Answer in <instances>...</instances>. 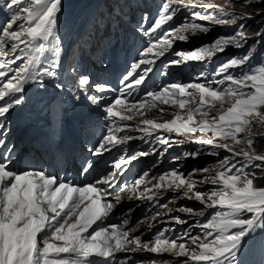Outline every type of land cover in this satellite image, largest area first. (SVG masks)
Here are the masks:
<instances>
[{
  "label": "snow or ice",
  "instance_id": "snow-or-ice-1",
  "mask_svg": "<svg viewBox=\"0 0 264 264\" xmlns=\"http://www.w3.org/2000/svg\"><path fill=\"white\" fill-rule=\"evenodd\" d=\"M252 2L260 0H245V3ZM0 5L7 10V19L0 25L2 118L23 102L26 84L38 78L42 83L43 76L56 77L59 64L55 57L62 51L57 32L62 0H0ZM229 5L231 0H225L224 6L214 5L209 0H164L149 27L141 28L145 36L161 34L149 41L139 53L140 59L122 76L120 94L103 108L110 124L107 134L91 150L94 156L110 152L136 139L128 134L131 131H139L143 133L139 139L145 142L155 139L165 148L171 147V134H176L181 143L206 146L210 149L209 155L220 157L223 150L226 155L211 167L194 168L187 176L172 169L151 180L147 179L148 173H144L126 189L134 192L141 184L154 180L152 188L145 189L150 199H156L153 189L183 190V198L199 202L203 208L181 206L175 211L189 216L207 215L202 222L198 220L189 225V228L200 229V233L193 235L186 229L183 235L169 239L165 237L168 231L165 229L154 240L144 242L139 236L131 235L133 230L126 228L127 219L121 224L101 226L100 222L124 198L119 193L113 196L110 191L113 187L111 174L76 185L35 168L18 172L9 167L13 152L9 146L0 153V264H114L116 254L129 249L169 254L177 260L185 258L183 264H238L237 256L245 239L257 229H264V187L255 185L261 177L251 171L252 168L264 171V154H258L253 147V128L264 127V63L251 65L254 50L250 48L217 65L206 82L201 73L200 82L171 83L157 91H146L143 99H129L146 83L153 66L162 59L163 68L168 69L189 62L203 63L207 58L223 54L229 47H244L248 37L244 25H240L234 35L218 36L211 43L190 51L173 50L177 42L188 43L191 37L206 35L211 31L209 25L227 24L228 20L222 16L248 20L260 15L259 12L228 13L226 7ZM187 8L193 9L191 19L165 27L181 9ZM197 8L204 11H196ZM169 53L173 59H166ZM48 54L53 60L48 67H43ZM56 87L63 89L64 86L57 84ZM90 87L99 94L112 90L107 84L93 85L87 75L78 76L73 90L83 92L94 105H98L103 96L87 95ZM225 104L229 106L225 108ZM161 105L177 109L172 119L162 123L140 119L133 126L132 122L143 117L146 111L155 109L164 115L166 109ZM3 128L0 123V129ZM161 132L168 135L157 134ZM4 135L0 132V148L5 147ZM218 140L224 142L218 143ZM148 154L139 153L140 156ZM200 155L199 149L182 154L184 159H197ZM133 158L121 156L113 166L122 168ZM174 159L179 161L181 157ZM92 168L88 163L82 171L88 173ZM197 174L201 176L199 180L194 178ZM197 184L212 187L200 191ZM161 207L168 208V205ZM209 209L213 211L208 212ZM172 220L188 224L180 216H173Z\"/></svg>",
  "mask_w": 264,
  "mask_h": 264
},
{
  "label": "rangeland",
  "instance_id": "rangeland-1",
  "mask_svg": "<svg viewBox=\"0 0 264 264\" xmlns=\"http://www.w3.org/2000/svg\"><path fill=\"white\" fill-rule=\"evenodd\" d=\"M159 4H163L164 3V0H156ZM209 2L210 3H212V4H214V5H219V6H224L225 5V0H209ZM232 5H234V6H232ZM226 12H228V13H235V14H242V13H257V12H259L260 13V15H256V16H254V18L253 19H255L254 21H256V20H260L261 21V23H262V25H261V27L257 30V32H256V34H254L253 36H250V39H252V42H251V44L247 47V49H246V52L251 48V49H253L254 50V52H253V57H252V60H251V65H255V60H256V54H257V52H258V50L256 51L255 50V48L256 47H258V45H260L261 46V43H259V44H254V41L255 40H257V39H260V38H262L263 40H264V34H261V35H258V33H260L263 29H264V8L262 9L261 8V10H256V9H254L253 8V6H252V4H250V3H245V0L244 1H242V0H231V5H229V6H227L226 7ZM223 17H227V16H222L221 18H223ZM226 20H233L231 17L230 18H228V19H226ZM252 20V19H251ZM243 22H244V20H242L241 19V23L243 24ZM246 30H248V27H247V29ZM236 31H237V29H232L231 31H230V33H229V35L228 36H230V35H234L235 33H236ZM246 32V31H245ZM247 34H248V31L246 32ZM225 36V35H224ZM247 37H248V35H247ZM248 41V40H247ZM261 51H262V49H261ZM245 52V53H246ZM242 54H244V53H242ZM241 54V55H242ZM229 105L228 104H225V108L226 107H228ZM216 113H212V115H215ZM253 133L255 134V141H254V143H256V142H262L263 140H264V127H254L253 128ZM197 135H200L199 133H197ZM209 136L211 135V133H209L208 134ZM205 138H207V137H205ZM217 142H220V143H222V142H224V141H220V140H218ZM241 146H243V145H241ZM253 147H254V144H253ZM255 149V148H254ZM256 150V149H255ZM221 152H222V157L224 156V155H226V153L223 151V150H221ZM256 152L257 153H259L257 150H256ZM260 154H264V153H260ZM220 157H217V159H219ZM214 163H212V165H213ZM212 165H210L209 167H211ZM204 175H212V173H205ZM259 175L260 176H262V175H264V171H261L260 173H259ZM195 179H200L201 178V176H200V174H197L196 175V177H194ZM212 186L211 185H201V184H197V190L199 189L200 191H206V190H208V189H210ZM264 187V186H263ZM172 193H175L176 195H173L172 196V200L173 201H179L181 198H183V190H180V191H178V192H174V191H172V190H170V189H167L166 191H165V194H172ZM185 199V201H190L189 199H186V198H184ZM191 201H193L194 202V204H195V206L196 207H192V208H194V209H197V210H200V209H202L203 208V205H201L199 202H196V201H194V200H191ZM181 207V206H180ZM186 207H191V206H186ZM180 214H183V215H187V214H185V213H181V212H179Z\"/></svg>",
  "mask_w": 264,
  "mask_h": 264
},
{
  "label": "trees",
  "instance_id": "trees-1",
  "mask_svg": "<svg viewBox=\"0 0 264 264\" xmlns=\"http://www.w3.org/2000/svg\"><path fill=\"white\" fill-rule=\"evenodd\" d=\"M244 1V0H242ZM252 4L253 8L256 10H261V8H264V0H260V2H252L250 3ZM226 18H230V16H227ZM252 19L249 23V26H246V28L248 27V30L245 29V31H248V34L253 36L254 34H256L257 30L261 27L262 23L260 20H256ZM254 148L259 152V153H264V140L260 143V142H256L254 143ZM262 170L257 168L255 169L253 172H255L257 174V176L261 177L259 179H257L255 181V185L258 187H263L264 186V175L260 176L259 173Z\"/></svg>",
  "mask_w": 264,
  "mask_h": 264
},
{
  "label": "bare ground",
  "instance_id": "bare-ground-1",
  "mask_svg": "<svg viewBox=\"0 0 264 264\" xmlns=\"http://www.w3.org/2000/svg\"><path fill=\"white\" fill-rule=\"evenodd\" d=\"M137 13V9H134L132 12H130L129 13V16H133L134 14H136ZM114 14L119 18V17H122V16H127V14H126V11H121V12H119L117 9H115L114 10ZM248 35V41H247V45H250L251 44V42H252V39H250V36L251 35H249V34H247ZM259 44V43H261V46L260 45H258V47L257 48H259L260 50L262 49V51L264 52V40L262 39V38H260V39H257V40H255L254 41V44ZM105 45L107 46V47H110V45L111 44H109L108 42H105ZM172 58H174L173 56H172ZM118 62L120 63V65L123 63V58H120V59H118ZM173 108V110H175V111H177V109L176 108H174V107H172ZM197 180H199V179H197ZM128 196H130V195H125V196H123L124 198L122 199V201H125V202H128V203H132V201H133V198L132 199H128Z\"/></svg>",
  "mask_w": 264,
  "mask_h": 264
},
{
  "label": "clouds",
  "instance_id": "clouds-1",
  "mask_svg": "<svg viewBox=\"0 0 264 264\" xmlns=\"http://www.w3.org/2000/svg\"><path fill=\"white\" fill-rule=\"evenodd\" d=\"M248 26H249V24H248ZM260 33H264V29H263ZM259 35H261V34H259ZM262 54H263V57H264V52H263ZM258 65H260V64H258ZM188 163H189V162H188ZM192 163L194 164V161H193ZM192 163H191V164H192ZM204 167H206V164H204V163L202 162L201 165L198 166L196 169L204 168Z\"/></svg>",
  "mask_w": 264,
  "mask_h": 264
}]
</instances>
